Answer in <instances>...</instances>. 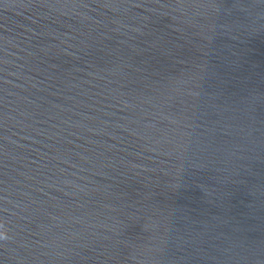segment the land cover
<instances>
[{"label": "water", "instance_id": "obj_1", "mask_svg": "<svg viewBox=\"0 0 264 264\" xmlns=\"http://www.w3.org/2000/svg\"><path fill=\"white\" fill-rule=\"evenodd\" d=\"M0 264H264V0H0Z\"/></svg>", "mask_w": 264, "mask_h": 264}]
</instances>
